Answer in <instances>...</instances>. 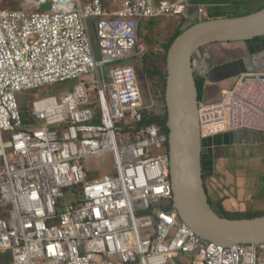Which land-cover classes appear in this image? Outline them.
<instances>
[{
	"label": "built area",
	"instance_id": "built-area-1",
	"mask_svg": "<svg viewBox=\"0 0 264 264\" xmlns=\"http://www.w3.org/2000/svg\"><path fill=\"white\" fill-rule=\"evenodd\" d=\"M191 1L0 8V253L13 264H264V243L219 245L179 217L169 136L144 124L155 103L146 104L136 68L122 66L145 54L142 20L188 18ZM109 64L119 66L106 83ZM74 80V91L36 101L26 121L18 93ZM199 118L204 139L264 134V72L200 103Z\"/></svg>",
	"mask_w": 264,
	"mask_h": 264
},
{
	"label": "water",
	"instance_id": "water-1",
	"mask_svg": "<svg viewBox=\"0 0 264 264\" xmlns=\"http://www.w3.org/2000/svg\"><path fill=\"white\" fill-rule=\"evenodd\" d=\"M52 7L48 2L41 5V10ZM263 37L264 7L244 16L193 24L167 51L165 104L174 207L197 235L223 246L263 244L264 215L227 218L217 213L209 201L194 58L198 51L212 44L249 42Z\"/></svg>",
	"mask_w": 264,
	"mask_h": 264
},
{
	"label": "crops",
	"instance_id": "crops-1",
	"mask_svg": "<svg viewBox=\"0 0 264 264\" xmlns=\"http://www.w3.org/2000/svg\"><path fill=\"white\" fill-rule=\"evenodd\" d=\"M263 7L264 0H192L188 18H181V23L187 28L201 21L248 15ZM194 68L202 100L222 94L240 75L264 72V38L206 46L196 53ZM258 143L264 144V134L249 131L204 139L203 170L212 206L221 204L234 214L264 213V162L252 152Z\"/></svg>",
	"mask_w": 264,
	"mask_h": 264
},
{
	"label": "rangeland",
	"instance_id": "rangeland-1",
	"mask_svg": "<svg viewBox=\"0 0 264 264\" xmlns=\"http://www.w3.org/2000/svg\"><path fill=\"white\" fill-rule=\"evenodd\" d=\"M25 4L26 0H0V8L6 10H21L28 6ZM141 24L142 27L140 30V36L146 49L145 54L143 56H136L125 60L122 63V66L131 65L136 68L144 97L146 99V104L150 103L151 96L155 103V106L149 112L160 114L163 112L164 107L162 100H160L159 98V92L161 91L160 82L158 81L159 79L156 75L152 76L147 70L153 71L154 69L158 68L165 73L166 61L164 59V56L166 54V46L168 45L172 37L176 34L177 30H182L185 28H183L184 26H182L183 23H181L180 16L162 17L153 21L142 20ZM95 41H97L96 37ZM99 59H102L100 54ZM118 66V64H109L101 68V74L104 82L107 83L109 81V72L112 69L117 68ZM79 82L80 80H74L54 85H45L39 89H32L18 93L17 98L20 101L22 113H24V115L28 119L31 118L34 103L36 101L53 96L59 97L65 92L74 91ZM201 86L202 85L200 84V87ZM218 86L220 89L224 88L221 85ZM221 98L222 94L220 93L215 94L209 99L206 98L205 100H202V98L200 97V103H215ZM5 136L7 139H9L8 134H5ZM258 144V146L252 148V152L260 162H264V144ZM154 152L155 154L159 153L158 150H155ZM261 170L264 171V165ZM74 200L75 194H73V190H69L67 192V198L63 200V203L65 206H67L72 204ZM215 208L216 210H219L217 207ZM245 215L246 214H239V216L241 217H244ZM0 216H2V214H0ZM187 258L188 257H185V261L187 260Z\"/></svg>",
	"mask_w": 264,
	"mask_h": 264
},
{
	"label": "trees",
	"instance_id": "trees-1",
	"mask_svg": "<svg viewBox=\"0 0 264 264\" xmlns=\"http://www.w3.org/2000/svg\"><path fill=\"white\" fill-rule=\"evenodd\" d=\"M190 26H188L185 29L182 30H178L176 32V34L172 37V39L170 40V42L168 43V45L166 46V54L164 56V59L166 61L167 58V51L170 48L171 44L173 43V41L181 34L183 33L186 29H188ZM257 39H262V38H257ZM165 69H166V65H165ZM152 76H157V78L159 79L158 81L160 82V87H161V91L159 92V98L160 100H162L163 102V112L160 114H156L154 112H149V114L146 116V121L144 124H151V123H156L159 126H161V129L163 131V133H165L166 135H169V130L167 128V109H166V104H165V87H166V71L165 73L161 70V69H154L153 71L147 70ZM25 119L27 122H29V119L24 115ZM205 176V175H204ZM214 209L216 210L215 207H217L219 210H216L217 213H219L221 216L227 217V218H231V219H239V218H253V217H257V216H263L264 213H257V214H246L244 217L239 216V214H232L229 212H226L221 204H218L217 206H213ZM0 264H13V255L12 253L8 252V253H0Z\"/></svg>",
	"mask_w": 264,
	"mask_h": 264
},
{
	"label": "bare ground",
	"instance_id": "bare-ground-1",
	"mask_svg": "<svg viewBox=\"0 0 264 264\" xmlns=\"http://www.w3.org/2000/svg\"><path fill=\"white\" fill-rule=\"evenodd\" d=\"M198 92H199V89H198ZM223 94H224V90L222 91V96H223ZM200 97V96H199Z\"/></svg>",
	"mask_w": 264,
	"mask_h": 264
}]
</instances>
